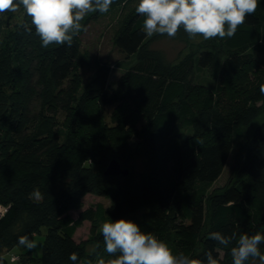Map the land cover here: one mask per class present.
<instances>
[{"label": "trees", "instance_id": "1", "mask_svg": "<svg viewBox=\"0 0 264 264\" xmlns=\"http://www.w3.org/2000/svg\"><path fill=\"white\" fill-rule=\"evenodd\" d=\"M138 3L115 35L119 49L128 55L137 53L136 61L113 88L108 84L111 66L104 63L78 96L71 91L64 105L68 126L61 143L54 135L55 120L44 111L58 110L63 85L78 67L82 57L78 35L70 46L44 48L25 10L13 31L3 34L0 26V206L4 208L0 264L8 262L1 255L3 248L18 246L20 237L30 238L42 227H47V233L40 263L73 264L69 255L76 252L78 264L89 256L75 237L85 220L92 224L131 220L141 231L163 241L174 232L172 245H178L180 252L205 260V252L213 250L219 264H232L231 246L225 248L208 239L210 232L228 236L260 231L253 175L243 171L232 185L212 194L209 211L206 195L224 171L235 131L264 112L260 92L264 84V0L233 38H214L221 43L220 49H203L177 62L152 46L156 36L166 34L150 37L141 30L143 18L135 11ZM5 14L15 17L17 12ZM175 38L184 41L189 36L181 28ZM258 54L263 55L261 61ZM217 66L219 91L196 81L198 72ZM110 105H117L112 116L116 125H107L101 115V108ZM121 105L129 112L116 115ZM127 124L129 138L141 139V152L136 150L140 143H131L115 132ZM41 141L43 146H39ZM263 146L264 120L254 130L248 159ZM153 154L176 161V172L171 177L161 175ZM91 156L98 157L103 169H95ZM142 157L143 166H139ZM115 158L129 169L126 176L104 174ZM34 189H39L40 199L30 196ZM88 194L108 197L110 204L83 208ZM146 207L149 210L143 218L135 216ZM72 210H79L77 217L71 215ZM207 217L199 249L175 242L181 239L175 233L178 228L200 233ZM97 238L100 253L114 259L104 250L101 231Z\"/></svg>", "mask_w": 264, "mask_h": 264}, {"label": "rangeland", "instance_id": "2", "mask_svg": "<svg viewBox=\"0 0 264 264\" xmlns=\"http://www.w3.org/2000/svg\"><path fill=\"white\" fill-rule=\"evenodd\" d=\"M139 0H113L108 12L100 13L99 11L95 13H89L81 21L83 28L78 34L81 42V59L78 62V67L70 75L67 81L63 85V92L61 97L63 100L58 102V110L53 112L52 109L45 110L44 114L47 117H52L54 122V135L58 136L60 143L63 141L67 132V117L66 108L64 107L67 102V98L70 96L71 91H75L78 96L82 90L83 85L95 74V71L101 64H109L111 66V74L109 77V87L113 88L118 78L122 73L129 68L137 59V53L128 55L124 53L115 43V35L120 25L123 22L125 16H127L131 10L135 7ZM24 15V8L21 6L17 11L15 17L8 16L5 13H0V26L2 33L13 31L16 28L18 22L22 20ZM157 34H153L154 37ZM151 37V36H150ZM152 46L164 51L166 56L175 60L176 62L179 58L185 55L198 54L203 49H213L218 50L221 47V43L216 39L204 40L202 36H196L192 38H187L184 41L178 40L176 38H168L167 35L156 36L152 40ZM258 59L261 61L263 55L258 54ZM196 81L204 83L205 85L212 88L214 91H219L220 78H219V67L217 66L213 70H205L198 72L196 74ZM80 86V87H79ZM76 103V100H75ZM260 103V102H259ZM117 105H110L101 108V115L103 121L107 125H116L113 120V112ZM35 108V107H34ZM93 109V108H91ZM36 112H39V106L35 108ZM129 111L125 110L123 105L117 109L116 115L127 114ZM122 116V115H121ZM123 118V117H122ZM121 119V118H120ZM124 119V118H123ZM264 120V112L262 111L255 121L250 125L241 126L232 136L233 149L228 159V162L224 168L221 176L211 184L207 190L206 204L209 211L210 207V197L214 193L222 192L228 186L232 185L240 176L243 171L254 176L256 182V198H255V210L258 213V218L261 223L260 231L264 229V146L256 153V155L248 159L250 142L257 125H259ZM119 126H123L120 121ZM129 124L125 128L117 127L115 132L118 135H122L123 138L127 137L131 143H140L141 146L136 148L137 151H142L144 147L143 143L140 142V138L131 137L129 138L130 131L127 130ZM139 127V125H138ZM93 128V125L89 126V129ZM55 136V137H56ZM43 142L39 146H43ZM55 143V142H54ZM60 144H57V147ZM43 148V147H42ZM93 162L95 163V169H103L100 167L97 156H91ZM96 161V162H95ZM152 161L157 167L158 172L165 177H171L177 170V162L173 159H169L164 155L153 154ZM92 162V163H93ZM139 166H143L144 158L139 159ZM124 166V165H123ZM111 199L108 197L96 196L93 194H88L84 197V207H89L97 203H102L104 206L110 204ZM149 209L146 207L138 211L135 216L138 218H143L145 213ZM79 210H72L70 213L72 216L77 217ZM208 220L206 219V226L204 231L197 234H189L182 228H178L177 235L180 236V240H175V242H181L182 244L187 243L194 251L199 249L202 245L203 237L207 231ZM101 222L92 224L90 221H83L81 227L76 231V240L84 247L86 253L89 255L86 259H83L78 264H99V261L103 259L105 264L110 260L108 256H104L100 253V241L97 238L98 233L101 231ZM47 233V227H42V231L29 238V240H34L37 243L35 249H27L21 245L9 248H3L1 250V255L5 256L8 260L7 264H41L40 254L41 246L44 241L45 235ZM172 234L167 235L165 242L170 246L174 255L179 254V247L172 245L174 243L175 237ZM261 247V245L259 246ZM264 252V247L261 249ZM20 255L21 258L13 261L10 259L12 255ZM6 264V263H5Z\"/></svg>", "mask_w": 264, "mask_h": 264}, {"label": "clouds", "instance_id": "3", "mask_svg": "<svg viewBox=\"0 0 264 264\" xmlns=\"http://www.w3.org/2000/svg\"><path fill=\"white\" fill-rule=\"evenodd\" d=\"M261 0H139L137 15L143 18L141 30L147 35L166 34L175 38L183 29L189 38L202 36L204 40L231 39L246 17L254 15ZM113 0H0V13L17 12L23 6L31 18L41 46L71 45L73 37L78 35L88 13L108 12ZM227 25V28L225 27ZM27 27V26H26ZM264 94V84L260 85ZM30 196L41 198L39 189ZM101 233L105 252L114 259L107 264H219L213 256V250L205 252V260L191 258L183 252L174 255L170 246L151 232L141 231L140 226L123 218L112 221L106 219L101 224ZM208 239L216 241L225 248L230 247L232 264H264V233L259 231L225 236L213 231ZM233 242H235L234 246ZM19 245L31 250L37 247L34 240L27 236L19 238ZM15 259V258H14ZM79 256L76 252L69 260L76 264ZM99 264H105L101 259Z\"/></svg>", "mask_w": 264, "mask_h": 264}, {"label": "water", "instance_id": "4", "mask_svg": "<svg viewBox=\"0 0 264 264\" xmlns=\"http://www.w3.org/2000/svg\"><path fill=\"white\" fill-rule=\"evenodd\" d=\"M129 173V169L128 168H123L120 161L118 159H112L106 170L104 171L105 175H111V176H115V175H123L126 176Z\"/></svg>", "mask_w": 264, "mask_h": 264}, {"label": "built area", "instance_id": "5", "mask_svg": "<svg viewBox=\"0 0 264 264\" xmlns=\"http://www.w3.org/2000/svg\"><path fill=\"white\" fill-rule=\"evenodd\" d=\"M4 212V208L2 207V206H0V214H2ZM15 258V259H14ZM10 259L11 260H13V261H16V260H18V259H20V255L18 256V255H12L11 257H10Z\"/></svg>", "mask_w": 264, "mask_h": 264}]
</instances>
